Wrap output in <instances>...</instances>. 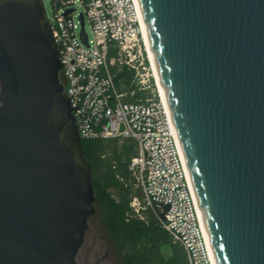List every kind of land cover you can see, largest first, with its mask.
I'll return each instance as SVG.
<instances>
[{
	"label": "water",
	"instance_id": "water-1",
	"mask_svg": "<svg viewBox=\"0 0 264 264\" xmlns=\"http://www.w3.org/2000/svg\"><path fill=\"white\" fill-rule=\"evenodd\" d=\"M137 1L215 264H264V0ZM60 67L42 1L0 0V264H76L95 212Z\"/></svg>",
	"mask_w": 264,
	"mask_h": 264
},
{
	"label": "built area",
	"instance_id": "built-area-1",
	"mask_svg": "<svg viewBox=\"0 0 264 264\" xmlns=\"http://www.w3.org/2000/svg\"><path fill=\"white\" fill-rule=\"evenodd\" d=\"M49 1L53 16L47 19L44 11V18L56 44L61 64L58 78L79 137L133 138L137 153L128 169L140 194L129 201L132 215L144 219L151 212L172 241L182 246L187 264H215L179 141L158 89L138 1ZM113 66L133 71L134 89L129 94L118 91ZM135 90L142 96L126 100Z\"/></svg>",
	"mask_w": 264,
	"mask_h": 264
},
{
	"label": "trees",
	"instance_id": "trees-1",
	"mask_svg": "<svg viewBox=\"0 0 264 264\" xmlns=\"http://www.w3.org/2000/svg\"><path fill=\"white\" fill-rule=\"evenodd\" d=\"M112 71L118 91L129 94L134 89L133 71L114 66ZM140 96L142 93L135 90L134 96L127 95L125 99ZM81 147L91 168L95 201L123 264H187L182 246L172 241L151 212H146L144 219L131 213V196L140 194L128 169L137 153L136 141L130 137L81 138Z\"/></svg>",
	"mask_w": 264,
	"mask_h": 264
},
{
	"label": "rangeland",
	"instance_id": "rangeland-1",
	"mask_svg": "<svg viewBox=\"0 0 264 264\" xmlns=\"http://www.w3.org/2000/svg\"><path fill=\"white\" fill-rule=\"evenodd\" d=\"M47 19L51 20L53 16V9L49 0H41ZM85 30L90 34L89 23H85ZM95 212L87 219V229L84 234V242L82 249H89L93 251L96 257L101 258L100 263L109 264H123L119 256L116 243L102 218L100 207L97 201L94 202ZM166 248L163 251L166 252Z\"/></svg>",
	"mask_w": 264,
	"mask_h": 264
},
{
	"label": "flooded vegetation",
	"instance_id": "flooded-vegetation-1",
	"mask_svg": "<svg viewBox=\"0 0 264 264\" xmlns=\"http://www.w3.org/2000/svg\"><path fill=\"white\" fill-rule=\"evenodd\" d=\"M83 242H84V239H83ZM83 242L75 255L76 264H101L100 263L101 258L96 257L92 249L91 250L82 249ZM104 264H109V263H104Z\"/></svg>",
	"mask_w": 264,
	"mask_h": 264
},
{
	"label": "bare ground",
	"instance_id": "bare-ground-1",
	"mask_svg": "<svg viewBox=\"0 0 264 264\" xmlns=\"http://www.w3.org/2000/svg\"><path fill=\"white\" fill-rule=\"evenodd\" d=\"M145 38H146L147 48H148V51H149V55H150V59H151V62H152V66H153V69H154V73H155V78H156V81H157L158 89H159V92L161 94L162 99L164 100V102H166L165 101V96H164V93H163V90H162V87H161V84H160V81H159V77H158V74H157V70H156V67H155V63H154V60H153V56H152V53H151V49H150V46H149V42H148L146 33H145Z\"/></svg>",
	"mask_w": 264,
	"mask_h": 264
}]
</instances>
